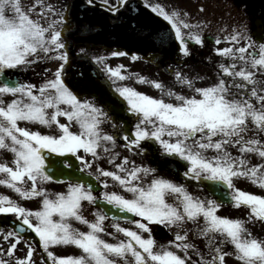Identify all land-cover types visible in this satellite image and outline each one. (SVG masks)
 Segmentation results:
<instances>
[{
    "label": "snow or ice",
    "instance_id": "snow-or-ice-1",
    "mask_svg": "<svg viewBox=\"0 0 264 264\" xmlns=\"http://www.w3.org/2000/svg\"><path fill=\"white\" fill-rule=\"evenodd\" d=\"M86 3L95 5L96 0ZM99 3L116 16L128 0ZM143 5L166 27L138 43L158 35L161 50L167 44V51L181 58L190 56L192 45L204 46V26L186 11L153 0H143ZM67 21L66 11L44 0H34L27 9L21 0H0V150L11 153L10 164L0 162V186L18 197L0 194V215L14 218L8 231L0 229L8 244L6 249L0 246V264H35L37 248L40 264H227L229 256L239 264H264V238L247 227L264 224V195L234 183L244 178L264 189V43H254L243 30L224 35L228 46L212 50L222 58L216 65L217 79L205 86L195 83L202 77L189 78L179 65L175 70L168 65L166 74L173 76V83L191 93L185 95L123 64L110 66L109 57L125 56L160 66L155 56L141 57L120 47L91 57L104 75L103 84L87 71L77 78L70 70ZM79 55L88 58L83 47ZM44 60H54L57 66L51 73L44 69L38 85L12 78ZM128 80L150 85L159 95L138 91L125 83ZM81 93L93 98L81 99ZM4 96L11 99L5 101ZM110 113L129 115L120 117L124 123L118 124ZM106 125L112 130H105ZM118 142L148 162L137 164L123 156L116 163ZM249 154L260 162L250 164ZM102 158L114 170L101 167L97 162ZM161 164L175 165L174 174L182 179L156 175ZM193 181L208 189V197L188 190ZM48 183L65 187L49 191ZM117 187L121 191L110 190ZM31 200L35 208L20 202ZM85 202L96 209L93 219L83 214ZM225 204L246 209V219L219 215ZM161 226L172 237L166 243H158L154 235ZM195 238L205 242L203 250ZM21 242L26 252L16 256ZM68 246L79 254L55 252Z\"/></svg>",
    "mask_w": 264,
    "mask_h": 264
},
{
    "label": "flooded vegetation",
    "instance_id": "flooded-vegetation-1",
    "mask_svg": "<svg viewBox=\"0 0 264 264\" xmlns=\"http://www.w3.org/2000/svg\"><path fill=\"white\" fill-rule=\"evenodd\" d=\"M257 1V0H256ZM115 2V0H112ZM153 2H160L168 9H179L186 11L193 22L202 23L204 26L203 38L204 46L192 45L190 48V56L181 58L177 52L169 53L167 51L168 45L165 44V50H161L160 41L157 36L152 37L149 43H138L137 41L148 35L151 32H155L158 29L166 27L165 22L156 17L151 11L144 7L143 0H128L126 7L120 8L118 14L113 16L112 13L105 11L96 0L95 5H88L86 0H44L46 5L50 4L59 11H66L68 17V28L64 35L68 38L70 58H72V66L76 65H89L96 71L99 82L102 84L104 81V75L100 72L99 67L92 63L91 57L93 55H108V50L115 48H123L126 51L136 52L141 57L155 56L156 60L160 62V66L157 67L154 62H150L148 59H138L137 61H131L127 56L125 57H109L107 63L110 66L117 64L129 63L130 72L139 73L153 80L163 81L166 86L172 87L175 91L181 92L185 95L191 93L186 87H180L173 83V76L168 75V65H172L173 70L179 65V70L186 74L189 78L202 77L203 79H196L197 86H205L213 83L217 79V62L222 58L216 56L212 50L216 47H227L228 43L223 41V36L229 34L232 30H243L251 36L254 43H264V14L258 6L254 5L252 0H153ZM34 0H21V4L25 9L31 6ZM203 9V11H201ZM120 34V36H119ZM119 36V37H118ZM220 38L221 44L216 45L214 41ZM243 43V42H241ZM85 48L88 54V58L84 59L79 55V50ZM57 62L54 60H44L37 63L33 68L26 73H18L13 75V79H21L31 81L34 84H39L44 78V69H48L49 73L55 70ZM72 68V67H71ZM71 70V69H70ZM128 85L136 88L147 95L158 96V90L152 88L150 85L136 83L135 80L125 81ZM151 91L156 93L151 94ZM81 99H92L93 97L80 95ZM5 101L11 99L10 96L2 97ZM101 104V101H96ZM172 102H175L174 99ZM114 122L123 124L124 120L120 117H127L129 114L114 115ZM130 123H134L131 121ZM21 126H28L33 130H40L42 132H50L49 129L27 124L22 122ZM78 130L76 128L73 129ZM105 130L111 131V126L106 125ZM249 136L251 133L248 134ZM1 151V150H0ZM114 151L119 153L116 163H119L123 156H128L130 160H135L137 164L144 161V158L133 155L128 152L124 147L120 146L118 142ZM233 154H237L236 149H232ZM2 153V152H1ZM2 154H0L1 157ZM5 158V160H4ZM11 153L5 152L4 157L0 162H8L10 164ZM260 160L255 154H249V163L256 164ZM101 167L114 170L113 166L107 161V158H102L97 162ZM183 169H181L182 171ZM156 175L163 176L165 178L173 180H181L182 177L179 174H174L168 169L158 166ZM150 179V177H149ZM239 183L240 178L236 179ZM52 188H61L64 190V185L58 183H48L46 186ZM94 186H98L97 182ZM121 191L118 187L115 189ZM188 190L201 198L208 197V191L198 186L196 182H190ZM257 193V192H254ZM99 196V192L94 193ZM258 194V193H257ZM171 199V198H169ZM96 209L88 205L85 202L83 208V214L88 219H93V212ZM218 214L227 217H236L246 219L247 210L244 208H235L230 204H225L218 210ZM123 226L132 227L127 225L126 222L120 221ZM73 226L80 230H86V227L80 225L78 222H73ZM188 229H194V225L188 224ZM247 227L258 238H264V224L249 223ZM111 231V229H109ZM158 243H166L171 239V234L168 230L162 226L159 227L154 233ZM190 238L192 233H189ZM105 239L111 242V238L105 236ZM194 242L203 250L205 242L202 239L195 238ZM195 258V257H194ZM41 261V260H40ZM236 259L232 256L227 257V264H233ZM39 264V263H38Z\"/></svg>",
    "mask_w": 264,
    "mask_h": 264
},
{
    "label": "rangeland",
    "instance_id": "rangeland-1",
    "mask_svg": "<svg viewBox=\"0 0 264 264\" xmlns=\"http://www.w3.org/2000/svg\"><path fill=\"white\" fill-rule=\"evenodd\" d=\"M123 65H125L126 68H129V63H124V62H121ZM158 81H161L163 82L160 78ZM153 93H156L154 91H151V94ZM2 152V153H1ZM6 151H0V154L3 155L4 157V154H5ZM2 155L0 157V160L2 159ZM5 160V158H4ZM235 183V186L242 189V190H245V191H249L253 194H257V195H264V189H260L259 187L257 186H254L252 185L249 181H247L246 179L244 178H240V182L238 183L236 180L234 181ZM47 187V186H46ZM49 189V191H62L61 188L57 189V188H52L50 185L47 187ZM254 192H257V193H254ZM0 194H4V195H8L10 196L12 199H17L18 200V197L16 196L15 193H13L11 190L7 189L6 187H3V186H0ZM22 204H24L26 207H29V208H35L37 206L36 204V201L34 200H31V201H20ZM231 218H236L235 216L234 217H231ZM3 231H8L7 228H3L2 229ZM0 246L4 247L5 249L8 247V244L7 242L3 241L2 239V236H0ZM26 252V249L24 248V244L23 242H21V244L18 246V250L15 252V255L16 256H23ZM55 252L58 254V255H75V254H79V250L75 249L74 247L72 246H68V247H57L55 249ZM5 259H7V257H4ZM34 260H35V264H40V260H41V256H40V251L37 249L36 250V254L34 256ZM14 264V262H13ZM233 264H239V262L236 260L233 262Z\"/></svg>",
    "mask_w": 264,
    "mask_h": 264
},
{
    "label": "water",
    "instance_id": "water-1",
    "mask_svg": "<svg viewBox=\"0 0 264 264\" xmlns=\"http://www.w3.org/2000/svg\"><path fill=\"white\" fill-rule=\"evenodd\" d=\"M252 2L255 4V5H258L260 7V9H262L263 13H264V0H252ZM72 70L73 72H75L77 74V78H79V76L87 71V73L89 75L92 76L93 79H96V74H95V71L91 70L88 66H76V67H72ZM82 94H85V93H81ZM105 94L108 95L109 97L111 96L110 92H108L107 88L105 87ZM117 114V113H115ZM121 114V113H119ZM160 166L164 167V168H168L169 170L173 171L174 168L176 167L175 165H172V166H169V165H166V164H161ZM91 182V180H90ZM92 183V182H91ZM207 189V188H206ZM208 190V189H207ZM103 207L107 208L106 205H104ZM14 219H12L10 216H3V215H0V229L3 225H8L9 226V221H12ZM28 235V234H26ZM29 239L31 240L32 239V236L30 235L29 236ZM36 243H38V240L35 241Z\"/></svg>",
    "mask_w": 264,
    "mask_h": 264
}]
</instances>
